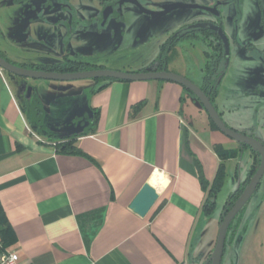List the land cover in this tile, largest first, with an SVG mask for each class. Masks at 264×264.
<instances>
[{
    "label": "crops",
    "instance_id": "obj_1",
    "mask_svg": "<svg viewBox=\"0 0 264 264\" xmlns=\"http://www.w3.org/2000/svg\"><path fill=\"white\" fill-rule=\"evenodd\" d=\"M25 1L0 0V9L10 11V22L0 16V52L30 68L63 62L73 40L70 29L63 34L42 12L36 16L56 27L54 35L31 22L18 27L11 10ZM103 7L101 0L96 13ZM177 58L169 71L181 74L174 70ZM153 61L107 58L94 64L143 71ZM41 82L0 67V251L9 225L14 241L7 250L18 253V264H204L215 248L224 208L210 231L216 206L206 215L199 174L213 181L222 162L214 146L231 149L239 143L209 123L200 132L186 116L189 91L176 81L96 78L78 88L65 85L64 92L75 93L59 118L44 106L47 97L55 99L53 83ZM29 86L27 100L43 109L39 128L20 98ZM73 136L84 154L59 152L56 143ZM233 159L225 161L227 172ZM146 182L159 198L142 217L130 203ZM246 216L240 213L228 231L222 263L231 252L229 264H235Z\"/></svg>",
    "mask_w": 264,
    "mask_h": 264
},
{
    "label": "rangeland",
    "instance_id": "obj_2",
    "mask_svg": "<svg viewBox=\"0 0 264 264\" xmlns=\"http://www.w3.org/2000/svg\"><path fill=\"white\" fill-rule=\"evenodd\" d=\"M32 1L35 3V0ZM100 1L70 0L71 4L68 1L65 2L68 10H62L60 9L62 0H50V5L55 6V12L62 14L63 18L67 17L71 28L73 40L70 48L65 51L64 60L67 58L90 64L107 58L135 62L155 60L160 54L161 44L181 27L192 24L201 17H215L202 10L203 5L218 8L223 28L230 40V53L222 69L216 104L218 109L224 112L222 118L229 127L246 132L264 142V0H126L119 15L110 18L106 26H103L104 20H102L106 9L102 13H96ZM177 3L189 5L171 6L170 8L174 9L162 13L165 11L164 5ZM39 10L36 9V11ZM11 12L14 17L12 22L18 27L21 25L27 27L31 22L32 27L34 25L49 27L52 29L51 35L56 32V27L53 29L36 16L37 12L29 2H25L24 7L12 9ZM160 12L161 15H156ZM0 16L4 21L10 22L8 9L3 11L0 9ZM47 18L54 24L51 17ZM69 27L63 26L60 31L66 35ZM44 35L46 36L47 33ZM78 35L82 38L79 39ZM58 46V44L55 45V50H59ZM178 47V58L174 63V70L195 83L201 84L205 74L204 51L212 50V47L208 46V42L200 39L183 40ZM27 79L39 83H42L41 81L53 83L50 84L52 85L50 91L55 93L51 95L55 99L48 102L50 97H47L44 105L47 114L53 118L66 114L70 97L75 93L64 92L65 85L78 88L82 86L80 83L93 81V78ZM20 93L23 103L28 104L27 90H22ZM186 95L189 100L185 106L186 116L187 118L191 116L195 127L202 132L207 123L211 126L209 115L195 95L191 93ZM251 155L250 150L245 149L238 157L228 162V172L218 193L215 211L209 218L210 223L212 222L210 231L217 227L225 202L245 181L252 163L261 162L260 154ZM243 212H247L244 221L245 230L235 246L238 252L235 264H264V176L259 188L241 213ZM226 253L222 264H229L228 257L231 252Z\"/></svg>",
    "mask_w": 264,
    "mask_h": 264
},
{
    "label": "water",
    "instance_id": "obj_3",
    "mask_svg": "<svg viewBox=\"0 0 264 264\" xmlns=\"http://www.w3.org/2000/svg\"><path fill=\"white\" fill-rule=\"evenodd\" d=\"M130 1V0H128ZM189 4H173V5H164L165 11L162 13H167L174 8L171 6H181L185 7ZM207 7L203 6L202 9ZM213 9V8H212ZM216 9V14L219 12ZM152 12V11H151ZM154 13V12H152ZM156 15H161L156 14ZM154 15V16H156ZM193 28L208 29L215 32L223 41L225 46V53L227 57L230 53V40L226 34L223 26L216 22H198L194 25H191ZM0 67L17 76L26 77V78H37V79H48V80H77V79H86V78H113V79H122V80H147V79H162V80H172L176 81L187 89L192 91L196 97L200 100L208 115L212 121L216 124L218 129L224 134L234 139L236 142L241 144H246L251 147L253 150L257 151L261 155V163L257 171L251 177L245 188L242 190L238 198L235 200L234 204L223 216L222 221L219 226L218 237L216 240L215 248L204 264H222L223 255L226 246L227 233L230 228L232 221L238 215V213L244 208L247 202L254 195L258 189L261 180L264 176V142L260 139L248 135L246 133L237 131L232 127H229L223 120L218 109L212 102L209 95L194 81L188 77L181 75L176 72L168 70H152L150 67L143 71H126L120 69H109V68H92L79 71L71 72H60L45 70L39 68H28L21 65H18L7 58L0 55ZM32 87H28L27 97L30 98L32 94ZM159 198V193L157 188L152 185L150 182L144 183L143 187L140 189L139 193L130 203V208L137 213L138 215L144 217L146 216L151 208L155 205Z\"/></svg>",
    "mask_w": 264,
    "mask_h": 264
},
{
    "label": "trees",
    "instance_id": "obj_4",
    "mask_svg": "<svg viewBox=\"0 0 264 264\" xmlns=\"http://www.w3.org/2000/svg\"><path fill=\"white\" fill-rule=\"evenodd\" d=\"M220 19H221V15L219 13V20ZM218 23L222 25V21H219ZM200 36L201 38H205L209 40L210 43H208V46L212 47V50H205V59H206L205 68H204L205 74L203 77V82L200 85V87L205 91L207 95L210 96L212 102L217 108L215 101H216V97L218 94V85L221 79L222 69L225 66V63L228 57L225 53V46H224L222 39L215 32L208 30V29H201L199 30V33L193 34V35L189 33H183L181 35L173 34L170 38H167V40L161 45L160 54L153 61V65L150 66V68L152 70H168L169 64L176 58L178 54L177 45L179 44V42L187 38H195V37L198 38ZM102 67H103L102 65H95V64H90L89 62H82V61H73V60H69L66 58L63 62H60V63H55L53 65H48V66H32L31 68H39V69L60 71V72H71V71H79V70L102 68ZM9 75L13 76L14 74L9 73ZM98 79L116 80L113 78H98ZM187 91L195 95L189 89ZM26 102L28 104L26 105L24 104V105H25V108L29 109L30 111L29 117L31 118V123H33L34 127L36 128L41 127L42 118H43V109L37 104V100L35 99L27 100ZM210 123H211L212 128L218 129V127L212 121L211 118H210ZM56 146L59 152H64V153H69V154H84L83 151L75 145L74 136L71 138H66L62 141H58L56 143ZM214 147H215L217 154L221 158L222 162L220 163L218 167L217 173L213 181H208L204 177V174L202 173V171L199 174L203 187L205 191L207 192V198L204 204L206 215H209L213 212L216 206V203H217L216 200H217L218 193L224 184L225 176L227 175L225 161H227L230 158L238 157L240 153L245 149H249L252 155H257V156L259 155L257 151L253 150L248 145L241 144V143H239L237 148H231V149L224 148L222 145H215ZM260 163L261 162L259 161L258 163L256 161L255 163H252L253 165H251L252 167L249 169L246 180L242 182L240 187H238L229 196L228 200L225 202L223 216L227 213V211L234 204L235 200L238 198L242 190L245 188V185L249 182L251 177L257 171L258 167L260 166ZM242 210L238 213V215L242 212ZM0 215L2 217L1 206H0ZM235 219L232 221L229 230L233 228V223ZM2 235H3L4 243L2 245L0 252L9 251L7 250V248L14 241L13 232L11 228L9 227V225H7L6 228L3 230Z\"/></svg>",
    "mask_w": 264,
    "mask_h": 264
},
{
    "label": "flooded vegetation",
    "instance_id": "obj_5",
    "mask_svg": "<svg viewBox=\"0 0 264 264\" xmlns=\"http://www.w3.org/2000/svg\"><path fill=\"white\" fill-rule=\"evenodd\" d=\"M68 1V0H62V4L60 6V9L62 10H68V8L66 7L65 5V2ZM128 1V0H127ZM126 0H102V2L104 3V7L101 11V13L106 9V11L104 12V16H102V20H104L103 22V25L107 24V22L110 20V18H112L113 16L115 15H119L121 9H122V6L127 2ZM25 2H29V4H31V7L34 8L35 12L39 13V12H42V16L41 18H46L48 19L47 17H51L52 21L54 22L51 23L50 20H48L51 24L53 25H57V26H60V27H69V22L67 20V17L63 18L62 17V14H60L59 12H55L56 9H54L55 6H51L50 5V0H35V3H33L32 0H26ZM44 5V6H43ZM205 7H207L206 9L204 8L203 10L207 11L208 13H210L211 15L215 16V13H216V9L210 5H203ZM41 7V8H40ZM41 9L39 11H36V9ZM213 8V9H212ZM43 9V10H42ZM72 15V14H71ZM76 15V14H74ZM221 15V13H220ZM212 19H203V18H200V19H197L195 22H193L192 24H186L185 26L181 27L177 32L173 33L174 35H181L183 33H189L191 35L193 34H197L199 33V30H201L200 28H193L191 27V25H194L198 22H217L216 20V16L215 17H211ZM70 31H71V28L69 27ZM172 34V35H173ZM172 35H170L168 38H170ZM191 39H200L202 40L203 42H208L210 43L209 40L205 39V38H201L200 37H195V38H187V39H184V40H191ZM183 41V40H182ZM181 42V41H180ZM0 55H2L3 57L7 58L8 57L4 54V53H1L0 52ZM66 57V55H65ZM10 60V59H8ZM11 61V60H10ZM14 62V61H12ZM15 63V62H14ZM18 64V63H16ZM20 65V64H18ZM21 66H24V65H21ZM25 67V66H24ZM30 68V67H28ZM169 68V67H168ZM169 71V69H168ZM172 72H174L172 70ZM193 81V80H192ZM200 86V85H199ZM86 119H87V116H86ZM77 121H78V118H77Z\"/></svg>",
    "mask_w": 264,
    "mask_h": 264
},
{
    "label": "built area",
    "instance_id": "obj_6",
    "mask_svg": "<svg viewBox=\"0 0 264 264\" xmlns=\"http://www.w3.org/2000/svg\"><path fill=\"white\" fill-rule=\"evenodd\" d=\"M19 255L14 251L0 253V264H18Z\"/></svg>",
    "mask_w": 264,
    "mask_h": 264
}]
</instances>
